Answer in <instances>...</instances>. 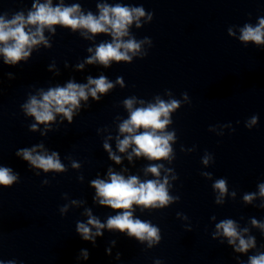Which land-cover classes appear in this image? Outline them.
<instances>
[{
  "label": "clouds",
  "instance_id": "obj_1",
  "mask_svg": "<svg viewBox=\"0 0 264 264\" xmlns=\"http://www.w3.org/2000/svg\"><path fill=\"white\" fill-rule=\"evenodd\" d=\"M98 7L100 15L97 17L90 12L87 15L80 13L78 5L52 7L51 0H47L44 4H33L34 11H30L27 17L22 12L15 14L10 20L0 16V45H3L0 47V54L4 56L7 64H15L22 59H26L30 55V49L33 46L42 42L47 44L43 35L44 28L47 27L54 31L52 26L60 24L74 30L78 28L86 29L92 34L109 33L113 37L112 43H102L96 48L95 55L88 59V63L98 61L108 66L112 60L117 62L130 60L128 52L132 51L134 53L139 49L140 44L135 40L125 42L122 38L127 35L128 26L133 20H138L139 17L145 14L144 10L120 5L114 7L98 5ZM29 25L34 26L35 30H26ZM241 33V41H252L257 45L264 44V18L259 20L257 27L245 25ZM90 85H94V87L89 89ZM112 87L113 85L103 76L98 79L89 78L87 85L69 82L66 87H57L42 93V98L39 100L32 97L24 107L26 112L34 116L38 123L53 121L54 113L63 114L71 121L72 110L79 106L81 99H87L86 89L90 91L94 98H98L97 92L104 93ZM124 103L130 111V116L120 125V132L126 135L124 139L118 141V150L125 152L130 145H135L133 152L136 156H145L150 160L167 158L171 152L169 142L173 139V134L158 133L170 123L167 117L171 111L179 106V102L176 100L170 103L158 101L155 105L150 104L148 107L135 110H132V100H126ZM253 123H255V119H253ZM32 127L35 129L36 125ZM139 129L144 131L138 133ZM104 148L109 151L111 158L116 163H120V158L111 153L110 146L107 143H105ZM33 152H35V149H23L17 155H22L24 160L32 166L43 169L45 172L64 170V166L60 163L55 152L51 155H33ZM129 159H131V156ZM205 163H207V160H205ZM147 171L159 176L158 166H150ZM109 177L110 182L100 179L92 181V186L96 189V196L100 198L101 205L123 211L109 217L106 225L101 224L98 219L92 217L89 213L88 225L97 229L96 235H101L100 229L106 226L109 230L116 229L120 232H127L129 237H135L140 241L147 239L150 245L154 239L158 242L159 229L149 222L133 219L131 209L134 204L145 208L163 207L168 204L171 197L168 196L165 187L167 180L164 183H160L158 180L140 182L136 176L125 179L124 176L112 172H109ZM16 179L17 177L11 174L9 168H0V185L9 186ZM215 187L221 193L226 191L224 180L217 181ZM260 194L264 196V185L260 187ZM252 198L251 195L244 197L249 202ZM256 223L253 220V224ZM217 229L223 230V234L229 238V243H235V240L239 239L237 251H247L249 247L254 246V240L246 241L239 237L232 220L222 221L217 225ZM77 230L85 240L91 239V229L87 225L80 223ZM250 264H264V254L251 257Z\"/></svg>",
  "mask_w": 264,
  "mask_h": 264
}]
</instances>
